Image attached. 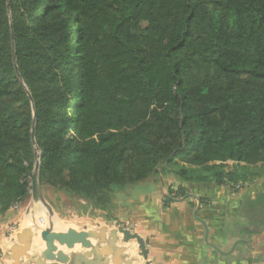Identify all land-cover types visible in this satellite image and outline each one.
<instances>
[{"label": "trees", "instance_id": "16d2710c", "mask_svg": "<svg viewBox=\"0 0 264 264\" xmlns=\"http://www.w3.org/2000/svg\"><path fill=\"white\" fill-rule=\"evenodd\" d=\"M37 158L40 187L103 210L161 168L178 195L247 184L264 0H0V213L29 198Z\"/></svg>", "mask_w": 264, "mask_h": 264}, {"label": "crops", "instance_id": "0c3cea01", "mask_svg": "<svg viewBox=\"0 0 264 264\" xmlns=\"http://www.w3.org/2000/svg\"><path fill=\"white\" fill-rule=\"evenodd\" d=\"M256 169L258 174L238 191H232L229 185H199L186 195L158 193L139 198L137 216L129 224L135 222L136 226L129 228L144 239L146 258L138 254L134 240L123 242L120 232H116V245L124 247L128 258L136 257L131 264H264V162ZM40 191L55 214L63 216L62 199L58 195L46 197L48 190L44 187ZM45 214L43 204L34 201L31 194L18 208L0 213V264H26L27 256L43 250L40 230L48 224ZM96 226L84 228L97 230L104 226L106 238L115 228L105 223ZM23 228H29L32 235L30 247L19 263L16 256L6 254ZM57 250L69 254L85 249L75 243L71 248L57 244ZM112 257L108 255V264H112Z\"/></svg>", "mask_w": 264, "mask_h": 264}, {"label": "water", "instance_id": "95a60500", "mask_svg": "<svg viewBox=\"0 0 264 264\" xmlns=\"http://www.w3.org/2000/svg\"><path fill=\"white\" fill-rule=\"evenodd\" d=\"M11 39L13 46V35H11ZM13 61L15 62L14 55ZM15 70L18 79L22 83L16 64ZM31 141L33 144L35 143L34 128L31 129ZM39 161L40 158H37L34 164L30 194L34 201H40L43 204L48 217V224L45 228L40 230V238L44 241L45 247L39 254L27 256L26 264H108V255L111 254L113 256L111 258L112 264H131L132 260H135L136 257L132 256L128 258L127 254L124 252V247L116 245V232L122 234L123 242L134 240L139 249L138 254L144 259L146 258L147 248L144 239L139 236L138 233L131 232L129 229L122 228L121 226L113 228L109 232V238H106L107 228L104 226L99 227L97 230L90 228H84L83 230H76L74 228H68L64 231L54 230L55 212L44 200L38 183ZM31 235L32 231L29 228H23L17 236V241L10 247L9 253H7L6 256L10 257V255H14L20 263L21 261L19 258L22 257L30 247ZM91 239L96 240V242L93 243ZM75 243H79L85 250L81 253L71 252L69 254L57 250V244H65L68 248H71Z\"/></svg>", "mask_w": 264, "mask_h": 264}, {"label": "rangeland", "instance_id": "374dc122", "mask_svg": "<svg viewBox=\"0 0 264 264\" xmlns=\"http://www.w3.org/2000/svg\"><path fill=\"white\" fill-rule=\"evenodd\" d=\"M226 163L230 166L233 162L228 161ZM177 187L178 178L170 173L168 169L161 168L158 176L153 175L146 182L126 187L120 193L114 192L107 210L94 208L90 202L64 190L46 185L44 190L49 191L45 192L46 197L49 198V195H51L54 198L58 195L62 199L60 210L64 211L63 216L58 217L54 214L53 227L54 230L57 229L56 231H63L68 228L83 230L84 227H89V225L96 226L104 223L114 225L115 228L121 226L130 230V228L136 226L135 222L132 226L129 225L131 224V218L135 219V216H137L136 200L158 193L169 196L178 195Z\"/></svg>", "mask_w": 264, "mask_h": 264}, {"label": "built area", "instance_id": "2783aa9c", "mask_svg": "<svg viewBox=\"0 0 264 264\" xmlns=\"http://www.w3.org/2000/svg\"><path fill=\"white\" fill-rule=\"evenodd\" d=\"M230 187H231L232 191H238V190L242 189L243 185L241 183H236V184H233ZM12 207L13 208H18L19 207V202H14Z\"/></svg>", "mask_w": 264, "mask_h": 264}]
</instances>
